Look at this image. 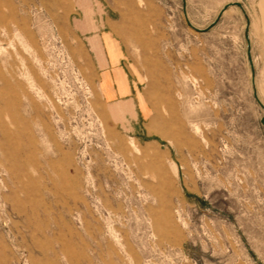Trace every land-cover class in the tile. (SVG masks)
I'll list each match as a JSON object with an SVG mask.
<instances>
[{"label":"rangeland","instance_id":"obj_1","mask_svg":"<svg viewBox=\"0 0 264 264\" xmlns=\"http://www.w3.org/2000/svg\"><path fill=\"white\" fill-rule=\"evenodd\" d=\"M80 1L0 0V264H264L242 9L198 32L183 0ZM235 1L264 103V0H187L188 17L205 28ZM99 27L139 85L132 111L101 94Z\"/></svg>","mask_w":264,"mask_h":264},{"label":"crops","instance_id":"obj_2","mask_svg":"<svg viewBox=\"0 0 264 264\" xmlns=\"http://www.w3.org/2000/svg\"><path fill=\"white\" fill-rule=\"evenodd\" d=\"M76 26L83 29V21L78 19ZM84 35L98 71V85L106 103L110 106L119 104L117 110L120 113L132 111L138 97L139 85L127 65L125 50L120 42L112 31L102 27L95 31H85ZM115 43L120 45L123 55L113 59L110 47L113 48Z\"/></svg>","mask_w":264,"mask_h":264},{"label":"water","instance_id":"obj_3","mask_svg":"<svg viewBox=\"0 0 264 264\" xmlns=\"http://www.w3.org/2000/svg\"><path fill=\"white\" fill-rule=\"evenodd\" d=\"M183 5H184V13H185V16H186V20H187L188 25L192 29H194V30H196L198 32H207V31L211 30L213 27H215L217 25V23L219 22L221 16L223 15V13L227 9H229V7H231V6H238V7H240L242 9L244 15L246 16V19H247V26H246V29H245V35H246V39L248 41V56H249L250 63L252 64L253 58H252V53H251V39H250V32H249L250 18H249L248 14H247V12H246V10H245V8H244V6H243V4L241 2L235 1V2H231V3L227 4V5H225L223 7V9L221 10V12L219 13L218 17L210 25H208L205 28H201V27L195 26L192 23V21L189 19L188 13H187V0H183ZM253 86H254V96L257 99L258 103L263 107V110H264V105L261 103V101L258 98L257 89H256V86H255L254 83H253ZM261 123L264 126V115L261 118Z\"/></svg>","mask_w":264,"mask_h":264},{"label":"bare ground","instance_id":"obj_4","mask_svg":"<svg viewBox=\"0 0 264 264\" xmlns=\"http://www.w3.org/2000/svg\"><path fill=\"white\" fill-rule=\"evenodd\" d=\"M223 9V8H222ZM246 10V9H245ZM247 12V11H246ZM248 14V13H247ZM249 16V15H248ZM247 26V25H246ZM249 29H250V26H249ZM251 66H252V70H253V83L255 84V86H256V81H255V74H254V69H253V62H252V64H251ZM256 89H257V86H256ZM257 93H258V91H257ZM258 98H259V100L261 101V103L264 105V103L262 102V100H261V97H259V94H258ZM257 100V99H256ZM262 107V106H261ZM263 108V107H262ZM65 172V171H64Z\"/></svg>","mask_w":264,"mask_h":264}]
</instances>
